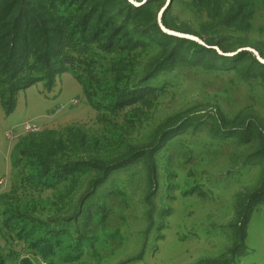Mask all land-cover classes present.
<instances>
[{
  "label": "rangeland",
  "instance_id": "rangeland-1",
  "mask_svg": "<svg viewBox=\"0 0 264 264\" xmlns=\"http://www.w3.org/2000/svg\"><path fill=\"white\" fill-rule=\"evenodd\" d=\"M83 17L93 102L24 57ZM43 259L264 264V0H0V264Z\"/></svg>",
  "mask_w": 264,
  "mask_h": 264
},
{
  "label": "trees",
  "instance_id": "trees-1",
  "mask_svg": "<svg viewBox=\"0 0 264 264\" xmlns=\"http://www.w3.org/2000/svg\"><path fill=\"white\" fill-rule=\"evenodd\" d=\"M42 25L43 31H45V48L44 51L41 52L38 49L35 40L30 41V44L32 45L30 53L27 50V55H24V57L32 56L34 58L32 63H30L31 65L29 69L32 72L42 73L43 78H48L50 81H52L56 77V75L68 68V64H71L72 66L74 65V68L79 70L80 73H84L86 74V76H88V81L90 82V84L86 81H84V84H82L87 92L86 95H88L89 99L93 102L94 96L96 95H93L94 93L90 92L89 86L93 85L92 79L96 78L97 74L93 72V70L89 71V73H85L83 69L84 66L88 69L93 68V63L89 62V57L86 55L87 53L85 49L80 51L81 53L77 56H73L71 54L69 59L65 57L64 52L66 51V45L68 44L66 34L68 33L67 30L71 31L72 36L69 35L70 40L74 42L78 37L92 38L94 39V42L107 40V37H105L106 31H102V29L99 28L103 25H105V27H109L111 23H109V20L104 21V19H97L94 22L93 19L83 17L62 24L60 23L59 18H50L43 22ZM34 27L38 29L40 28L39 25H34ZM26 29H28V27H26ZM29 35L34 36L35 34L30 32ZM86 45H88L87 42H85L84 47ZM86 50H88V47L86 48ZM9 59H12V63L10 64L14 71L18 73L19 68L21 67V65H19L18 63L21 59L16 58L14 55ZM93 61H95L94 58ZM3 64L6 67L10 65L9 63L7 64L5 62ZM36 80L37 79L35 77H32L27 80V83L25 85L32 84ZM99 99L100 100L96 102L98 105V109H100V107H107V111H117L118 109L126 105L125 101L113 99L107 95L101 96ZM2 100L5 101V97H2ZM11 111L12 109H9V112Z\"/></svg>",
  "mask_w": 264,
  "mask_h": 264
},
{
  "label": "built area",
  "instance_id": "built-area-1",
  "mask_svg": "<svg viewBox=\"0 0 264 264\" xmlns=\"http://www.w3.org/2000/svg\"><path fill=\"white\" fill-rule=\"evenodd\" d=\"M27 128H32V125L28 124L26 125ZM41 264H53L52 262L48 261V260H41Z\"/></svg>",
  "mask_w": 264,
  "mask_h": 264
}]
</instances>
